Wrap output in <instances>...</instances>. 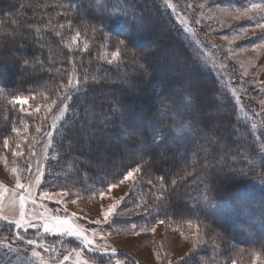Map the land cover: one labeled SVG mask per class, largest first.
Segmentation results:
<instances>
[{
  "label": "trees",
  "instance_id": "1",
  "mask_svg": "<svg viewBox=\"0 0 264 264\" xmlns=\"http://www.w3.org/2000/svg\"><path fill=\"white\" fill-rule=\"evenodd\" d=\"M156 33L163 49L173 45L191 76L204 82V91L180 73H156L162 59L163 65L173 59L155 47L144 49L142 39ZM113 51L117 57L107 59ZM0 57V155L18 167L28 168L46 125L45 116L22 111L19 100L55 99L70 78L75 81L67 115L51 138L41 188L88 195L136 170L135 187L122 204L130 223L150 216L173 226L195 224L211 245L220 244L223 259L235 263L244 251L264 247V237L233 236L213 212L224 201L264 215V151L223 77L180 31L163 0H0ZM128 83H139L142 94H130ZM217 106L214 122L204 110ZM142 110L140 125H126ZM125 137L134 155L114 159L105 143L118 149L117 140ZM4 228L14 238L10 223L0 222ZM22 240L17 242L27 245Z\"/></svg>",
  "mask_w": 264,
  "mask_h": 264
},
{
  "label": "rangeland",
  "instance_id": "2",
  "mask_svg": "<svg viewBox=\"0 0 264 264\" xmlns=\"http://www.w3.org/2000/svg\"><path fill=\"white\" fill-rule=\"evenodd\" d=\"M163 1L180 31L203 53L209 68L223 77L240 116L249 124L258 148L264 151V0ZM151 28L148 27L149 30ZM155 28L159 32L162 26L157 24ZM142 40L144 49L155 47L162 58L167 56L169 61L170 56L173 58L166 65L162 59L156 73H180L196 90H205L204 82L193 78L190 67L183 65L181 56H176L173 45L163 49L161 33ZM113 52L107 59L117 57H113ZM2 75L6 79L9 77ZM73 81L70 78L66 89L60 90L62 93H58L55 99L27 102L25 97L19 100L23 104L19 107L22 111H35L41 117L45 116L46 125L40 130L37 147L29 153L27 169L0 155V222H9L14 235L13 238L7 229H0V264H264L262 245L263 248L256 246L244 251L235 263L223 259L220 244L213 241L211 245L210 238L195 224L173 226L150 216H145L144 223H130L124 219L129 210L122 208V204L135 187V171L131 177L125 179V173L120 180L111 183L114 185L111 189L108 185L88 195L76 194L70 189L41 188L46 173L44 163L50 156L51 138L59 122L67 115L66 104L71 93L68 88L75 86ZM124 86L132 95L142 94L139 83ZM174 89L180 92L182 88L175 86ZM201 98L198 95V99ZM132 106L139 108L137 104L127 107ZM218 111L219 106L210 107L204 113L218 122ZM144 115L142 110L126 121V125H140ZM212 124L215 127V123ZM128 141L126 137L118 139V149H110L109 142L105 147L109 148L114 159L118 156L129 159L134 153L124 146ZM17 180L21 188H17ZM44 192L48 193L46 197L41 196ZM21 195L25 197L23 218L20 214ZM112 205H115L113 213L106 219L103 213ZM255 205L251 204L252 207ZM213 212L238 239L264 237V215L249 209L234 210L224 201L216 202ZM17 221L23 226L17 228ZM73 229L82 233L81 238H75V243L59 246L71 237L69 231ZM83 236H87L91 243L86 244ZM21 237L27 245L17 242Z\"/></svg>",
  "mask_w": 264,
  "mask_h": 264
},
{
  "label": "snow or ice",
  "instance_id": "3",
  "mask_svg": "<svg viewBox=\"0 0 264 264\" xmlns=\"http://www.w3.org/2000/svg\"><path fill=\"white\" fill-rule=\"evenodd\" d=\"M262 27H264V26H262ZM120 43L123 44L124 41H121ZM112 55H113V57L117 56V52H113ZM14 99L18 100V98H14ZM53 103H55V101ZM13 130H15V129H13ZM5 145H7V141L6 140H5ZM17 155H18V153H17ZM133 171H136V170H133ZM133 171L127 172V174L125 176V179L131 177L133 175ZM21 187H22V185H21L20 181L17 180V188H21ZM108 187H109V189H111L112 187H114V185H109ZM47 195H48L47 192L41 193L42 197H46ZM101 195H103V193H101ZM24 204H25V197L23 195H21L20 196V214H21V218H23L24 214H25L24 213ZM114 208H115V205H112V206L109 207V209L106 212L103 213V215H104V217L106 219L109 217L110 214L113 213V209ZM16 226H17V228H19V227H22L23 225L20 223V221H17L16 222ZM47 227L48 226L45 225L46 229H47ZM69 234L70 235H75L77 237H81L82 236V233L76 232L74 229L70 230ZM20 239L22 240L23 238L21 237ZM83 240L85 241L86 244H90L91 243V241L88 239L87 236H83ZM28 243L31 244V243H33V241H28ZM113 251H115V250H113Z\"/></svg>",
  "mask_w": 264,
  "mask_h": 264
}]
</instances>
